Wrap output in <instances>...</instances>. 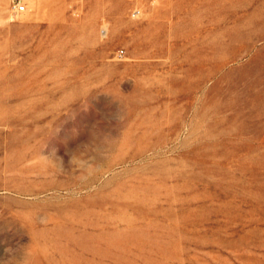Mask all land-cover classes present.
I'll use <instances>...</instances> for the list:
<instances>
[{
  "label": "rangeland",
  "instance_id": "obj_1",
  "mask_svg": "<svg viewBox=\"0 0 264 264\" xmlns=\"http://www.w3.org/2000/svg\"><path fill=\"white\" fill-rule=\"evenodd\" d=\"M0 0V264H264V0Z\"/></svg>",
  "mask_w": 264,
  "mask_h": 264
},
{
  "label": "built area",
  "instance_id": "obj_2",
  "mask_svg": "<svg viewBox=\"0 0 264 264\" xmlns=\"http://www.w3.org/2000/svg\"><path fill=\"white\" fill-rule=\"evenodd\" d=\"M11 10L14 14H22L26 11L25 0H13Z\"/></svg>",
  "mask_w": 264,
  "mask_h": 264
}]
</instances>
